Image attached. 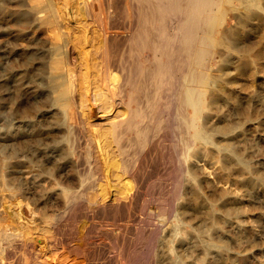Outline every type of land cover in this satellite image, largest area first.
I'll use <instances>...</instances> for the list:
<instances>
[{
	"label": "rangeland",
	"instance_id": "374dc122",
	"mask_svg": "<svg viewBox=\"0 0 264 264\" xmlns=\"http://www.w3.org/2000/svg\"><path fill=\"white\" fill-rule=\"evenodd\" d=\"M228 1L203 35L198 140L184 102L158 100L140 0H0V264H264V0ZM41 61L47 78H31ZM231 153L252 163L251 190Z\"/></svg>",
	"mask_w": 264,
	"mask_h": 264
},
{
	"label": "bare ground",
	"instance_id": "6f19581e",
	"mask_svg": "<svg viewBox=\"0 0 264 264\" xmlns=\"http://www.w3.org/2000/svg\"><path fill=\"white\" fill-rule=\"evenodd\" d=\"M220 1H222V0H220ZM140 3L145 8H148L151 11L150 12L151 14H147L146 13L147 11L145 13H143L144 15L141 18L142 19L141 24H142L143 28L137 34H138L141 42H144L143 48H145V47L149 48L150 47L152 50V53L154 55V62H153L154 65H153V69H151L149 71V78L153 80L154 89L156 91V95L158 96V100L163 98V96H164L163 93H164V91H166V89H170V91H173L172 92V103H173L175 110L178 109L179 104L181 102H184V104L188 108L187 109L188 112L185 115V122H186L187 128L189 130L190 136L192 138L198 139V140L199 139L200 140L207 139V133H206L207 129L205 128V126H203V125L198 126L196 124V120L198 119V117L200 115V111H201L200 96H199L200 92L196 88V85H198V86L203 85L206 83L207 80L204 77V75L197 72L196 68L202 64V59H204L203 57L205 56V54L207 55V51H206L207 49L204 48L205 43H203L206 37H203V35L207 36L209 34V32L211 31V29L213 28V26L217 22V19H212V15L214 14V10H213L212 6L216 5V0H140ZM218 4H220V2H218ZM216 6H218V5H216ZM172 12L174 14H176V13L181 14L183 12L186 14L183 17H181L182 14L178 15L177 19L179 22L176 21L177 22L176 27L178 29H181L183 27H186L188 29L187 32L183 35V37H180V38L174 37V36L170 35V33L167 30L169 28V24H172V23H169V21H168L169 19H172L169 16L170 13H172ZM154 20L156 22L158 21V24L156 25L154 30H151L148 27V25H149L150 21H154ZM222 20H223V18H222ZM139 26H140V24H139ZM146 27H148V28H146ZM200 34H202V35H200ZM227 35H228V33H227ZM178 39L181 40V44L180 45L174 44V42L178 41ZM214 42H216V41H214ZM32 54H34V53H32ZM32 54L29 53L28 56L34 57V56H32ZM183 54H187L189 56L190 60L186 61L183 58ZM38 57H40V56H38ZM205 60H206V58H205ZM144 61H146V60H144ZM38 66H39L38 73L31 75V78L36 79V80H41L42 78H45L47 76L46 73H47L48 66L43 61H41ZM138 66H140V64ZM140 67H137V68H139L140 73H142V66H140ZM146 70H148V68ZM66 76H67V74H66ZM147 79H148V77H147ZM149 80H147V81H149ZM42 82H44L45 86H47V87L48 86L50 87L52 85V82L49 79L42 81ZM131 82L133 84L131 86H134V83H133L134 80H131ZM40 83H41V81H40ZM148 83L149 82H147V84ZM178 88H180V91H178ZM149 94L146 93V96H149ZM128 96H129V94H128ZM140 99H141V97H140ZM138 101H137V103H138ZM226 101H227V97H225L224 95L219 94V95L212 96L211 103L209 106L211 109V113L216 112V110H214V105L216 103H219V102L223 103ZM201 102H202V100H201ZM131 105H133V104H131ZM150 108H151V110L148 111L150 118L155 119V120L161 118V114H162V111L164 109V107L162 106L161 103L158 102V103L154 104L153 106H151ZM127 112H128L127 115L130 118H133V117L138 115V111H136L135 109L131 110V111H127ZM113 113H111V114L113 115ZM117 117H118V115H117ZM121 117L123 120V116H121ZM121 117H119V118H121ZM119 118H117V119H119ZM113 119H115V118H113ZM208 119H209V115H206L205 120L207 121ZM130 120L132 122L131 128H133L134 130H140L141 129L140 123H136L137 122L136 121L135 124L133 125L132 119H130ZM87 122L89 123V121H87ZM120 123L121 122H119V124ZM198 124H200V123H198ZM205 124H207V123H205ZM93 127H95V126H93ZM112 127L113 126H111V128ZM98 128H101V126L100 127L98 126ZM98 128H97V130H98ZM93 129H96V128H93ZM112 129H114V128H112ZM112 129L110 131L111 137H112V132H113ZM97 130L95 133L99 132L101 129L99 131H97ZM108 130H110V129H108ZM125 130H124V132H125ZM143 130H145V129H143ZM215 130L217 132L221 133L224 137L223 147L226 148L227 146L228 147L233 146L234 139L232 136L229 135V129L225 128V126L224 127L218 126L215 128ZM94 131L95 130H93V132ZM91 133H92V131H91ZM99 134H97V135L94 134V135H96L95 137L98 136V141L100 140V137H101V136H99ZM120 134H122V132H120ZM91 135H90V137H94V135H92V136ZM113 136H116L117 141L120 138V136H119V138L117 137V134L114 135V132H113ZM111 139H110V142L112 143L113 137ZM101 142H102V140H101ZM116 142H114V143H116ZM102 143H104V142H102ZM118 146L120 147L121 145H118ZM118 146L117 147L114 146V147H116L118 149ZM104 149H105V147H104ZM35 151H37V149ZM107 155H108V153H107ZM231 158H234L235 163H236V168L240 172H246L247 173V174L243 173L242 176L238 177L237 181H238L240 187L247 189V190L250 189L251 180H252L253 175L255 174V169L252 167V163H250L249 161L240 159L239 157L234 155V153H231L230 157H229V155L224 157V159H223L224 163H227V160L231 159ZM116 160H118V159H116ZM105 163H107V162H105ZM110 165H112V164H110ZM34 176H35V174H32L33 179H34ZM260 177H261V175L259 176V178ZM209 226L211 228L214 227L210 223L208 224V227ZM28 232H27V234H28ZM4 238H5V236H4ZM218 246H220V245L218 244Z\"/></svg>",
	"mask_w": 264,
	"mask_h": 264
}]
</instances>
